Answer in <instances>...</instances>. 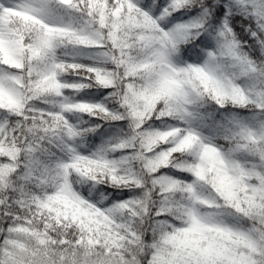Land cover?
<instances>
[{"label": "trees", "instance_id": "obj_1", "mask_svg": "<svg viewBox=\"0 0 264 264\" xmlns=\"http://www.w3.org/2000/svg\"><path fill=\"white\" fill-rule=\"evenodd\" d=\"M50 1L52 20H66L61 0ZM117 1L131 18L125 27L111 18ZM117 1L74 0V28L0 8L10 31L0 35V123L13 136L0 156V264H151L160 247L171 251L166 264H258L264 137L250 132L264 125V0ZM154 28L173 38L127 45ZM194 65L201 80L171 85L174 70ZM53 119L65 122L66 160L47 143ZM55 161L68 165L70 202L59 216L20 181ZM102 161L124 173L110 177ZM74 164L99 165L96 177ZM114 224L143 246L108 252Z\"/></svg>", "mask_w": 264, "mask_h": 264}, {"label": "rangeland", "instance_id": "obj_2", "mask_svg": "<svg viewBox=\"0 0 264 264\" xmlns=\"http://www.w3.org/2000/svg\"><path fill=\"white\" fill-rule=\"evenodd\" d=\"M74 0H62V5L67 8L68 17L63 21L52 20L50 11L47 9L50 0H0V6L7 12H12L17 14L19 17H27L29 19H35L39 22L51 23L57 27H67L74 28L77 24L76 18L78 15V9L73 6ZM111 18L114 22L119 23L123 27L127 26L131 22L129 18L124 13V6L121 2H118L111 13ZM264 32V26H261ZM150 30V29H149ZM148 30V31H149ZM147 31V32H148ZM9 31L3 25H0V35H4ZM133 31L132 33H134ZM225 33V30H222ZM173 37L164 30H156L155 28L150 30L148 33L136 30V33L128 40L127 45H136L142 41L153 40L158 44L162 45ZM175 80L172 82V86L176 87L178 90H182L185 85L195 84L196 79L203 78L201 74V65L191 66L183 70H174ZM202 75V76H201ZM217 101L220 105L224 103V100L217 96ZM20 109H15L13 114H17ZM64 119H53L50 124L45 128L47 135V143L58 151L61 152L64 159L71 157V152L68 145V138L61 135V129L64 127ZM246 130V129H245ZM261 134L257 131L251 130V135L255 138L264 137V125L260 129ZM13 142V136L9 128L8 121H3L0 124V156L3 154H10L11 151L8 149L9 144ZM102 172L108 173L112 178H119L124 172L121 169V165L114 161L111 162H101ZM99 166V165H98ZM95 165H84V164H74L72 167L79 173V175L84 179H92L96 177ZM126 167H129L127 164ZM8 166L3 164L0 160V171H6ZM68 171V165L64 161H55L54 166L49 172L43 176H38L33 172L28 171L23 177H20L22 185L26 188V192L31 198H36L38 196L43 197L45 204L49 206H56V213L59 216L62 213L60 207L67 208L70 202V196L67 191V180L66 173ZM3 201L0 198V204ZM59 224L62 223L61 219L57 217ZM104 245L108 252H120L130 250L133 251L137 247H142V239L139 234L129 230L128 228L114 224V226H109L106 236L103 237ZM78 242L84 244L85 237L79 236ZM159 245L162 246V241H158ZM156 247V244H154ZM89 250L93 249L92 245L88 246ZM171 251L163 249L162 247L157 248L154 259L151 264H166L171 261ZM186 261L190 264L191 259L187 258ZM186 261L182 259L179 264H185ZM192 264V263H191ZM258 264H264V252H262V259Z\"/></svg>", "mask_w": 264, "mask_h": 264}]
</instances>
